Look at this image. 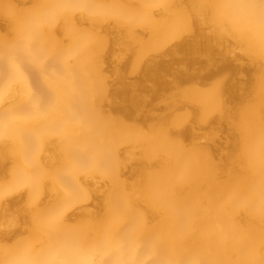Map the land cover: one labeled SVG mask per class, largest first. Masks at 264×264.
<instances>
[{"label":"bare ground","instance_id":"bare-ground-1","mask_svg":"<svg viewBox=\"0 0 264 264\" xmlns=\"http://www.w3.org/2000/svg\"><path fill=\"white\" fill-rule=\"evenodd\" d=\"M0 264H264V0H0Z\"/></svg>","mask_w":264,"mask_h":264}]
</instances>
